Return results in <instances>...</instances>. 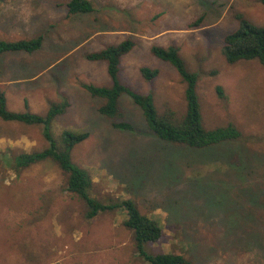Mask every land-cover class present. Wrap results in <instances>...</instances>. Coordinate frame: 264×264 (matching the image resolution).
<instances>
[{"label": "rangeland", "instance_id": "rangeland-1", "mask_svg": "<svg viewBox=\"0 0 264 264\" xmlns=\"http://www.w3.org/2000/svg\"><path fill=\"white\" fill-rule=\"evenodd\" d=\"M69 1L0 0V19H8L0 39L44 36L45 52L20 57H42V68L50 66L37 79L29 68L16 76L18 83L4 89L8 109L46 116L64 94L71 106L52 134L61 144L65 131L89 133L72 161L91 175L90 197L134 200L163 224L164 237L146 246L149 254L174 252L193 264H264V67L257 60L230 65L222 54L225 37L240 27L237 15L264 27L261 0H90L95 12L84 15H69ZM126 40L135 47L120 63L123 85L152 95L159 114L172 111L181 120L186 84L151 54L155 46L177 47L187 70L199 74L205 128L233 124L243 138L200 150L162 142L127 95L119 101L121 118L100 115L103 101L81 85L112 81L106 63L87 56ZM8 60L10 70L25 65ZM144 67L158 77L144 80ZM119 122L134 130H117ZM46 148L41 126L0 119V264H148L124 226L125 211L88 221L86 205L66 191L55 163L15 168L20 155Z\"/></svg>", "mask_w": 264, "mask_h": 264}, {"label": "trees", "instance_id": "trees-1", "mask_svg": "<svg viewBox=\"0 0 264 264\" xmlns=\"http://www.w3.org/2000/svg\"><path fill=\"white\" fill-rule=\"evenodd\" d=\"M264 7V0H261ZM69 15H84L95 12V6L90 0H70L67 3ZM239 29L227 35L224 39L222 54L230 65L240 61L257 60L264 67V27H259L237 15ZM201 21L195 26H199ZM44 36L19 41L0 40V56L7 53L33 54L42 48ZM135 43L126 40L119 45L109 46L99 52L89 54L90 62H104L112 81L110 87H97L82 84L86 92L93 98L103 101L99 108L100 115L116 120L122 117L119 101L123 95L129 96L134 104L139 106L147 121L151 133L160 141L188 147L191 149H206L226 142H235L243 138L242 133L233 124L225 127L208 130L203 123L201 106L197 94L199 74L187 70L185 62L179 54L177 47L168 48L155 46L151 54L172 65L186 84L185 97L187 113L180 120L172 111L159 114L152 95H142L123 85L119 80L120 63L124 56L130 53ZM140 73L144 80L151 81L158 77L159 71L142 68ZM62 101L53 103L46 116L32 113H15L8 109L5 94L0 90V119L5 122H20L27 125H38L43 128V135L48 148L34 154H22L16 159L15 168H26L46 161L55 163L66 176V191L80 199L87 207L85 218L90 221L105 212L123 210L126 213L124 226L135 236L136 250L141 258L148 264H193L183 255L169 252L163 254H149L147 245H156L164 237V227L158 220L144 215L134 200L124 199L117 203L105 204L89 195L93 189L91 175L72 161V151L80 143L89 138V133H74L65 131L61 135L59 144L52 134V124L60 116L67 114L71 104L66 97ZM117 130L133 131L134 128L126 122L115 123Z\"/></svg>", "mask_w": 264, "mask_h": 264}, {"label": "crops", "instance_id": "crops-1", "mask_svg": "<svg viewBox=\"0 0 264 264\" xmlns=\"http://www.w3.org/2000/svg\"><path fill=\"white\" fill-rule=\"evenodd\" d=\"M7 20L8 19L5 18V17L1 18L0 19V27L5 26L7 24ZM8 25L11 26V24H8ZM6 27H8V26H6ZM26 29L27 28H25V30ZM28 39H34V37H29V38L24 37V38H19V39L14 40V41L28 40ZM3 41H5V40H3ZM45 42H46V40L44 39L42 48L39 51L33 53L34 55L36 54V56H38L41 53L45 52L44 51L45 50V46H46ZM10 54H12V55H10ZM21 55H23V52H20V53H7V54H4V55L0 56V90L4 94H5L4 89L8 90L13 84L18 83L16 81H14L16 79V76L18 74L25 73L26 71H28V68H29V71H31V72H33L35 74V75L31 76V79H37L38 77L43 75L44 71L47 68L50 67V66H48L49 65L48 64L46 67L42 68V65L39 64V62H41V63L44 62V59H42V57H27V58L21 59L22 58V57H20ZM24 55L29 56V55H32V54L24 53ZM42 55L45 56L46 54H42ZM9 56H14V57H9ZM9 58H14L15 61H17L18 63H20V64L24 63L25 65L24 66H16L15 68L10 70L8 68V62H9L8 59ZM20 60H23V61H20ZM59 61L60 60H57V61H55V63H58ZM45 63H50V61H47ZM36 65H38L39 67L36 66ZM36 71H38V72L36 73ZM30 74H32V73H30ZM55 90L56 89H54V91ZM60 92L57 95H59V97L64 96V94L60 93ZM5 97H6V95H5Z\"/></svg>", "mask_w": 264, "mask_h": 264}]
</instances>
